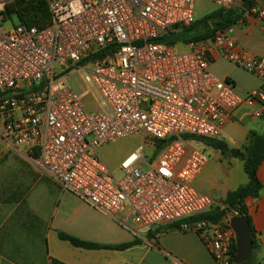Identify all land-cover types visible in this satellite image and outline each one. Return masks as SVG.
Returning <instances> with one entry per match:
<instances>
[{"label": "built area", "instance_id": "built-area-1", "mask_svg": "<svg viewBox=\"0 0 264 264\" xmlns=\"http://www.w3.org/2000/svg\"><path fill=\"white\" fill-rule=\"evenodd\" d=\"M19 1L0 0V143L136 236L180 223L215 264H232L235 212L195 188L211 157L184 136L221 139L241 112L264 120V60L239 47L236 26L181 52L159 40L196 21L197 1L228 10L234 0H46L47 24L4 30ZM248 15L264 27V0ZM216 56L260 87L240 95L211 72ZM131 136L141 146L111 170L98 151ZM216 207L221 221L187 222Z\"/></svg>", "mask_w": 264, "mask_h": 264}, {"label": "crops", "instance_id": "crops-1", "mask_svg": "<svg viewBox=\"0 0 264 264\" xmlns=\"http://www.w3.org/2000/svg\"><path fill=\"white\" fill-rule=\"evenodd\" d=\"M236 5L234 0V7ZM203 6L204 9L209 7ZM245 18L235 28L239 47L264 60L263 22L254 16ZM179 47L185 49L184 45ZM228 63L224 58L213 57L210 70L224 80H231L242 96L260 87L261 81L246 71L248 82H240L225 72L224 66ZM251 131L264 134V120L246 117L241 112L237 119L225 126L221 139L231 148L242 150ZM203 147L211 160L196 178L194 186L199 192L223 203L228 192L248 182L244 163L205 145ZM107 166L116 170L119 165L116 169L114 165ZM258 174L263 190L258 199L248 198L246 205L256 235L252 258L258 264H264V161ZM0 190L3 195L0 264H215L199 233L177 228L163 230L168 225H161L136 236L66 190L29 158L1 143ZM60 233L107 246H119L135 239L139 243L125 250H87L61 240Z\"/></svg>", "mask_w": 264, "mask_h": 264}, {"label": "trees", "instance_id": "trees-1", "mask_svg": "<svg viewBox=\"0 0 264 264\" xmlns=\"http://www.w3.org/2000/svg\"><path fill=\"white\" fill-rule=\"evenodd\" d=\"M255 3L256 0H242V5L239 8H232L228 10L217 8L205 17L196 19V21L190 26L177 27L174 30H171L159 41L168 46L177 47L191 41L207 40L212 38L216 32L236 26L241 20H245L247 11H249ZM4 14H8L9 16L15 14L20 22L38 27H42L47 24L51 18L46 0H21L16 4L7 7ZM184 139L201 143L220 152L223 156L233 157L244 163V172L248 177V182L245 185L228 192L223 204L228 210L234 211L238 209L244 215L248 216L254 249L256 246V235L253 229L251 216L248 213L246 201L248 198L258 199L263 190V184L259 178L258 171L264 161V134L251 131L247 138V143L242 150L231 148L229 144L222 139H206L191 136H184ZM162 147L163 144L160 143L158 145L159 150H161ZM2 200L3 195L0 190V207ZM225 215L226 212L221 211L220 208L216 207L205 214L188 219L187 222L194 223L203 221L217 223L221 221ZM179 225L180 223L171 224L164 227L163 230L178 229ZM59 237L61 240L68 241L76 248L87 250H125L139 243L138 239H135L127 244L107 246L87 242L65 233H60ZM235 256L236 243L233 245L232 264H235ZM249 264H253V258H251Z\"/></svg>", "mask_w": 264, "mask_h": 264}, {"label": "rangeland", "instance_id": "rangeland-1", "mask_svg": "<svg viewBox=\"0 0 264 264\" xmlns=\"http://www.w3.org/2000/svg\"><path fill=\"white\" fill-rule=\"evenodd\" d=\"M237 5L234 8L241 7L242 0H236ZM203 5H207L206 9H204ZM215 10V7L206 2V1H197V7H196V17L203 18L206 15L210 14L212 11ZM19 24V20L16 16H13L12 21L6 22L3 24L4 30H9L13 25ZM180 50L177 49L178 52H181V47H179ZM224 71L227 73H230L232 77L238 79L240 82H248V73L245 71H242L238 69L235 65L228 63L226 66H224ZM217 77L223 79L222 76H219L218 74L214 73ZM236 91L238 92V89L236 88ZM87 102H90V99H86ZM94 107L92 105H89L88 109H93ZM142 144V139L140 136H131L126 139L120 140L117 143H113L105 147L106 149H101V155L100 158L104 160L107 165H114L115 169L119 165V162L121 159L126 157L129 153L135 151L139 146ZM193 146L196 148L203 147V144L194 142ZM100 153V152H99ZM159 151H155L151 147H147V154L149 157H152L153 155H158ZM155 157V156H154ZM255 258V257H254ZM253 264H258V262L253 261Z\"/></svg>", "mask_w": 264, "mask_h": 264}, {"label": "water", "instance_id": "water-1", "mask_svg": "<svg viewBox=\"0 0 264 264\" xmlns=\"http://www.w3.org/2000/svg\"><path fill=\"white\" fill-rule=\"evenodd\" d=\"M235 216L231 219V226L236 233L235 264H249L253 253V240L248 216L238 209L234 210Z\"/></svg>", "mask_w": 264, "mask_h": 264}]
</instances>
